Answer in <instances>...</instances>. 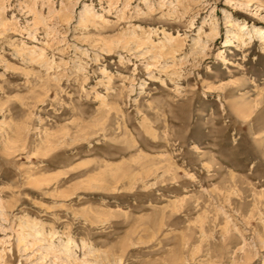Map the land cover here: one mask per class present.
Here are the masks:
<instances>
[{"label":"rangeland","instance_id":"374dc122","mask_svg":"<svg viewBox=\"0 0 264 264\" xmlns=\"http://www.w3.org/2000/svg\"><path fill=\"white\" fill-rule=\"evenodd\" d=\"M261 29L264 0H0V264H264Z\"/></svg>","mask_w":264,"mask_h":264},{"label":"bare ground","instance_id":"6f19581e","mask_svg":"<svg viewBox=\"0 0 264 264\" xmlns=\"http://www.w3.org/2000/svg\"><path fill=\"white\" fill-rule=\"evenodd\" d=\"M259 32H261V33L264 35V31H263V29L259 30ZM168 38H169V40H172V37H171V36H169ZM168 38H167L166 40H168ZM242 38H243V37H242L241 35L238 36V40H241ZM172 41H173V40H172ZM168 42H169V41H168ZM65 250L69 251L70 249L66 247Z\"/></svg>","mask_w":264,"mask_h":264}]
</instances>
